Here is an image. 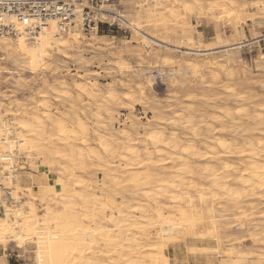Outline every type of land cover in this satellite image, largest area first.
<instances>
[{"label": "rangeland", "instance_id": "1", "mask_svg": "<svg viewBox=\"0 0 264 264\" xmlns=\"http://www.w3.org/2000/svg\"><path fill=\"white\" fill-rule=\"evenodd\" d=\"M197 3H201V10L194 0H111L106 9L122 17L126 25L95 34L82 31L80 22L74 20L66 31L56 30L54 38L73 42L72 37L78 35L79 49L68 50V56L63 49L50 51L46 69L45 59H39L23 70L24 60L0 49V127L5 123L6 129L17 132L21 117L34 113L42 116L49 110L54 117L86 122L91 137L89 150L96 151L100 150L94 135L98 129L103 132L101 135L115 133L118 137L119 132L130 131L132 123L142 131L141 126L155 124L158 117H163L170 120L165 122L166 131H176L180 136L196 131L202 132L203 138L216 135L239 145L245 139L264 144V0H229L228 6H235L236 13L228 7L226 15L223 11L209 13L214 0ZM172 7L178 8V20L169 13ZM99 36L106 38L100 42ZM16 37L8 38L14 41ZM33 38L27 46H35ZM93 39L112 46L95 47ZM84 85L96 89L98 96H90L92 89ZM131 92L133 104L124 99ZM108 93L116 96L117 105L111 106L114 120L107 119L101 108L102 119L108 123L104 128L96 112L100 105L107 104ZM43 95L47 98L43 99ZM177 111L193 118L189 131L180 123L168 125ZM227 111L230 117L226 116ZM232 121L243 122L245 130H235ZM200 148L204 151V146ZM15 154L10 157L14 161L11 166L0 161V216L7 207L27 212L34 195L39 199L35 202L39 214L48 206L41 202L43 199L52 210L60 211L61 205L49 202L53 192L44 186L55 185L63 176L62 166L50 168L51 160L35 152ZM207 160L204 157L190 161L194 174L187 175L205 188L208 182L203 178V169ZM240 160L246 158L235 154L226 161L242 168ZM100 170L94 166L83 174L76 169L73 179L91 187L98 185V197L105 204L111 188L117 190L118 203L123 197L130 200V193L124 188L128 184L115 187L111 179L114 171L106 175ZM119 179L126 183L129 177ZM251 200L255 205L249 209L246 203ZM239 201L242 211L221 208L216 212L214 227L203 223L204 226L195 227L194 233L165 227V235L174 243L162 242L156 232L150 235L149 243L164 246L166 264H264V216H260L264 215V202L244 195ZM90 212H96L94 205H90ZM102 216L105 219L99 223L106 226L110 211L105 210ZM90 224L95 225V221ZM121 237L116 239L120 241ZM35 250V240L9 242L6 251L0 245V264H37Z\"/></svg>", "mask_w": 264, "mask_h": 264}, {"label": "bare ground", "instance_id": "2", "mask_svg": "<svg viewBox=\"0 0 264 264\" xmlns=\"http://www.w3.org/2000/svg\"><path fill=\"white\" fill-rule=\"evenodd\" d=\"M198 1L194 0V4L201 10L202 5ZM228 5L229 0H214L208 11L211 14L223 11L225 15L228 7L232 12L236 11L235 6L232 5L231 8ZM169 13L176 20L180 18L176 7L169 9ZM25 27L22 24L18 29L19 33L14 41L0 36V49L4 48L9 55L24 60L23 70L35 65V61L39 59H45L43 65L46 69L49 67L50 51L63 49L68 56L67 51L78 48L81 43L78 35L72 37L73 42L56 40L54 37L56 30H59V21L52 19L43 24L34 37L35 46L29 47ZM104 38L106 37H97L100 42ZM97 39H93L92 45H104ZM111 44L109 42L105 45L110 47ZM85 87L92 89L89 85ZM80 90L87 91L85 88ZM95 91L96 89H92L90 93L93 98L98 96ZM42 98L47 97L43 95ZM124 99L133 104L132 92L126 94ZM105 100L107 104L100 105L96 112L104 128L108 123L106 124L105 118L102 119L101 108H104L107 119L114 120L111 106L117 105V98L113 93H108ZM174 114L168 125L180 123L189 131L193 118L184 117L183 111ZM226 114L227 117L231 116L228 111ZM158 118L159 121L155 124L141 126L142 131L136 123H132L130 131H121L118 137L115 133L101 135L103 132L100 131V134L98 129L94 135L100 150L96 151L89 150V125L80 118L54 117L46 110L42 116L34 113L30 117H21L17 123V132L6 129L5 123H2L0 161L4 165H12L14 161L10 157L16 151L35 152L45 160H51L50 168L62 166L63 174L58 177L55 185L44 186L53 192V198L49 202L55 201V204L61 205L60 211L52 210L46 199H43L41 202L48 206L44 213L39 214L35 205L39 199L35 195L31 198L27 212L6 208L4 215L0 216V245L4 250L6 251L9 242L25 243L35 240L37 264H166L165 248L163 245L150 244L151 234L156 232L162 242L171 244L174 241H170V237L165 235L168 232L165 227H170L172 231L182 229L194 233L195 227L203 223L214 227L216 212L221 208L242 211L239 201L242 195L246 198L256 197L264 202L262 141L245 139L239 145L236 140L232 143L216 135L203 138L202 132L200 134L196 131L182 133L180 136L176 131H166L165 122L170 120ZM231 124L235 130L244 131L246 128L243 122L232 121ZM200 146H204V151ZM235 154L246 158L245 161L240 160L243 162L242 168L226 161ZM204 157L208 159V165L203 169V178L208 182V188L188 179V176L194 174L190 161L202 160ZM168 165L169 168L166 169ZM94 166L101 168L106 175L108 171H114L110 178L115 187L128 184L124 188L130 193V200L123 197L121 204L118 203L117 190L111 188L109 200L105 204L98 197V185L91 187L83 181L73 179L76 169L87 174L89 168ZM124 175L129 177L126 183L123 181L126 178L123 177L121 181L119 179ZM15 199L19 201L17 194ZM162 199L165 201L162 202ZM90 205H94L95 213L90 212ZM254 205L252 200L246 203L249 209ZM105 210L110 211V216L107 217L106 226H103L99 222L105 219L102 216ZM169 213H172L171 217L167 216ZM260 216H264L263 213ZM91 221H95V225L91 226ZM114 232L119 235L114 236ZM119 236H122L120 241L116 239Z\"/></svg>", "mask_w": 264, "mask_h": 264}, {"label": "built area", "instance_id": "3", "mask_svg": "<svg viewBox=\"0 0 264 264\" xmlns=\"http://www.w3.org/2000/svg\"><path fill=\"white\" fill-rule=\"evenodd\" d=\"M111 0H0V36H17L24 24L28 39L49 20L59 21L66 31L76 20L82 31L97 34L104 27L121 29L126 22L106 9ZM31 22L28 26L27 23ZM34 39V38H33Z\"/></svg>", "mask_w": 264, "mask_h": 264}, {"label": "trees", "instance_id": "4", "mask_svg": "<svg viewBox=\"0 0 264 264\" xmlns=\"http://www.w3.org/2000/svg\"><path fill=\"white\" fill-rule=\"evenodd\" d=\"M105 29H108V28H107V27H104V28L101 30V32L104 31Z\"/></svg>", "mask_w": 264, "mask_h": 264}]
</instances>
